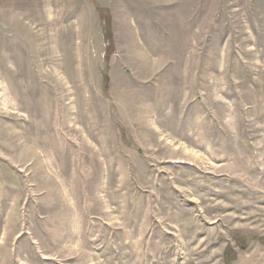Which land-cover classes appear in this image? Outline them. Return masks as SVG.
Listing matches in <instances>:
<instances>
[{
  "label": "rangeland",
  "instance_id": "obj_1",
  "mask_svg": "<svg viewBox=\"0 0 264 264\" xmlns=\"http://www.w3.org/2000/svg\"><path fill=\"white\" fill-rule=\"evenodd\" d=\"M0 264H264V0H0Z\"/></svg>",
  "mask_w": 264,
  "mask_h": 264
}]
</instances>
